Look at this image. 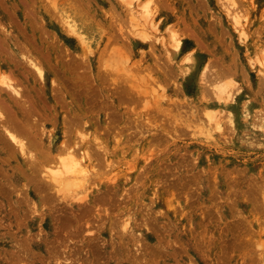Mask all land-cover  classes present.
Returning <instances> with one entry per match:
<instances>
[{
	"label": "rangeland",
	"instance_id": "obj_1",
	"mask_svg": "<svg viewBox=\"0 0 264 264\" xmlns=\"http://www.w3.org/2000/svg\"><path fill=\"white\" fill-rule=\"evenodd\" d=\"M0 7V264H264V0ZM65 140L101 152L66 189L42 168Z\"/></svg>",
	"mask_w": 264,
	"mask_h": 264
},
{
	"label": "bare ground",
	"instance_id": "obj_2",
	"mask_svg": "<svg viewBox=\"0 0 264 264\" xmlns=\"http://www.w3.org/2000/svg\"><path fill=\"white\" fill-rule=\"evenodd\" d=\"M147 1H148V0H147ZM151 1H152V0H151ZM42 3H43V2H42ZM141 3H142V2H141ZM148 4L150 5V2H148ZM148 4H147V5H148ZM149 5H148V6H149ZM148 6H147V7H148ZM144 7H145V4H144ZM0 8H1V7H0ZM11 8H12V6H11ZM145 8H146V7H145ZM226 8H227L226 10L229 12L228 14H230V15L234 18V21H235V16L237 15V14H236V13H237L236 8H234V9H232V10H230V8H228V7H226ZM2 10H3V8H2ZM151 10H152V9H151ZM151 10H150V11H151ZM227 11H226V12H227ZM5 12H6V11H5ZM2 13H3V12H2ZM6 13H7V12H6ZM9 14H10V13H9ZM18 14H19V13H18ZM0 15H1V13H0ZM230 15H229V16H230ZM7 16H8V15H7ZM18 16H19V15H18ZM146 16H147V15H146ZM5 17H6V16H5ZM8 17H10V16H8ZM96 18H97V17H96ZM145 18H147V17H145ZM6 19H7V17H6ZM10 19H11V18H10ZM61 20L64 21V24L67 26V28H68L70 31H72V32H74V33H75V32H80V28H79V30H78V28L76 27V25H74L70 19H67V18H65V17H62ZM6 21H7V20H6ZM10 21H11V20H10ZM63 21H62V22H63ZM13 22H14V21H13ZM7 24H8V23H7ZM29 27H30V25H29ZM8 28H9V27H8ZM8 28H7V29H8ZM3 30H4V29H3ZM17 31H18V30H17ZM31 31H32V30H31ZM15 32H16V31H15ZM1 34H2V33H1ZM21 34H22V33H21ZM23 35H24V34H23ZM31 35H32V33H31ZM2 37H3V35H2ZM2 37H1V38H2ZM24 37H25V36H24ZM3 38H6V37H3ZM12 38H13V37H12ZM21 39H22V38H21ZM38 39H39V38H38ZM6 40H7V39H6ZM22 40H23V39H22ZM28 40H29V39H28ZM16 41H17V40H16ZM29 41H30V40H29ZM3 42H5V41H3ZM13 42H14V41H13ZM24 42H25V41H24ZM11 43H12V42H11ZM19 43H20V41H19ZM30 43H31V41H30ZM82 43H83V42H82ZM178 43H179V40L176 41V47L178 46V45H177ZM4 44H6V43H4ZM26 44H27V43H26ZM31 44H32V43H31ZM19 46H20V45H19ZM32 46H33V44H32ZM22 47H23V46H22ZM22 47H21V48H22ZM7 48H8V47H7ZM21 48H20V49H21ZM32 48H33V47H32ZM177 48H178V47H177ZM33 49H34V48H33ZM12 50H13V49H12ZM173 50H174V49H173ZM173 50H172V51H173ZM19 51H20V50H19ZM10 52H11V50H10ZM8 53H9V52H8ZM19 53H20V52H19ZM174 53H175V52H174ZM16 54H17V53H16ZM24 54H26V52H25ZM32 54H33V53H32ZM4 55H5V54H4ZM9 56H10V54H9ZM40 56H41V55H40ZM43 56H44V55H43ZM43 56H42V60H43ZM37 57H38V56H37ZM56 57H57V56H56ZM39 58H40V57H39ZM52 58H53V57H52ZM8 59H9V58H8ZM8 59H7V60H8ZM46 59H47V58H46ZM13 60H14V59H13ZM51 61H52V60H51ZM14 62H15V61H14ZM25 62H26V61H25ZM15 63H16V62H15ZM15 63H14V64H15ZM45 63H46V62H45ZM3 65H4V64H3ZM46 65H47V64H46ZM70 65H71V64H70ZM37 66H38V65H37ZM50 66H51V65H50ZM35 67H36V66H35ZM48 68H49V67H48ZM48 68H47V69H48ZM68 68H69V67H68ZM3 69H4V68H3ZM10 69H11V68H10ZM16 70H17V69H16ZM37 71H38V75H39L40 77H43L42 71H41L39 68H37ZM6 74H9V73H6ZM6 74H5V75H6ZM55 74H56V73H55ZM20 75H21V74H20ZM22 75H23V74H22ZM36 75H37V74H36ZM44 76H45V74H44ZM47 76H48V75H47ZM31 77H32V76H31ZM61 77H62V76H61ZM6 78H8L7 75H6ZM6 78H4V77L1 78V82L3 83V85H1V86H4V88H5L3 91H5L7 88H9V89L11 90V92L9 91V89H7V90H8V91L10 92V94H11V99H12V96H13L14 94H17V96L19 97L20 94H18V93H20V92L17 90V89H18L17 85L15 86L16 83H15L14 86H13V84L10 83L11 80L8 82V81L6 80ZM10 78H11V77H9V79H10ZM32 78H33V77H32ZM9 79H8V80H9ZM18 79H19V77H18ZM59 79H60V78H59ZM12 80H13V79H12ZM52 80H53V79H52ZM62 80H63V79H62ZM14 81H15V80H14ZM32 81H33V80H32ZM50 81H51V80H50ZM12 82H13V81H12ZM15 82H17V81H15ZM20 82H21V81H20ZM25 82H26V81H25ZM51 82H52V81H51ZM13 83H14V82H13ZM23 83H24V82H23ZM28 83H29V82H28ZM40 83H41V82H40ZM52 83H53V85H54V82H52ZM62 83H63V82H62ZM24 84H25V83H24ZM40 85H41V84H40ZM53 85H52V86H53ZM1 86H0V87H1ZM5 86H6V87H5ZM50 86H51V85H50ZM52 86H51V87H52ZM15 87H17V88H15ZM19 87H20V86H19ZM21 87H22V86H21ZM24 87H25V85H24ZM28 87H29V86H28ZM32 87H33V86H32ZM38 87H39V86H38ZM54 87H56V85H54ZM63 87H64V85H63ZM30 88H31V87H30ZM35 88H36V87H35ZM22 89H23V88H22ZM64 89H66V88H64ZM7 90H6V91H7ZM19 90H21V89H19ZM26 90H27V89H26ZM39 90H40V89H39ZM57 90H58V89H57ZM68 90H69V89H68ZM6 91H5L4 93H6ZM24 91H25V90H24ZM24 91H23V92H24ZM31 91H32V90H31ZM40 91H41V90H40ZM52 91H54V90H52ZM21 93H22V91H21ZM32 93H33V92H32ZM54 93H55V91H54ZM54 93L52 92L51 94H54ZM12 94H13V95H12ZM33 94H34V93H33ZM36 94H37V93H36ZM70 94H71V93H70ZM75 94H76V93H75ZM117 94H118V93H117ZM6 95H7V94H6ZM22 95H23V94H22ZM45 95H46V94H45ZM54 95H55V94H54ZM57 95H59V94H57ZM119 95L121 96L122 94L119 93ZM8 96H9V95H8ZM17 96H16V95L13 96V97H14V101H15V99L18 100V97H17ZM29 96H30V95H29ZM37 96H38V95H37ZM72 96H73V95H72ZM116 96H117V98H118V95H116ZM116 96H115V97H116ZM0 97L2 98L3 96L1 95ZM9 97H10V96H9ZM16 97H17V98H16ZM20 97H21V96H20ZM22 97H23V96H22ZM25 97H26V96H25ZM35 97H36V96H35ZM62 97H63V96H62ZM74 97H75V96H74ZM121 97H123V96H121ZM121 97H120V98H121ZM57 98H58V97H57ZM26 99H27V98H26ZM0 100H1V99H0ZM12 100H13V99H12ZM22 100H23V99H22ZM77 100H78V99H77ZM25 101H26V100H25ZM36 101H37V99H36ZM57 101H58V100H57ZM19 102H20V101H18L17 103H19ZM26 102H27V101H26ZM77 102H78V101H77ZM1 103H2V102H0V104H1ZM23 103L25 104V102H23ZM23 103H22V106H24ZM28 103H29V101H28ZM40 103H41V101H40ZM43 103H44V102H43ZM19 104H21V102H20ZM38 104H39V103H38ZM44 104H45V103H44ZM49 104H51V103H49ZM3 105L5 106V108L8 109L7 105H5L4 103H2V105H0V108H1V106H3ZM9 105H10V104H9ZM27 106H29V104H27ZM40 106H41V105H40ZM59 106H61V105L59 104ZM59 106H58V107H59ZM76 107H77V106H76ZM84 107H85V106H84ZM118 107H119V106H118ZM3 108H4V107H3ZM20 108H21V106H20ZM20 108H19V109H20ZM42 108H43V107H42ZM21 109H24V108H21ZM28 109H29V108H25V111L28 110ZM46 109H47V108H46ZM83 109H84V108H83ZM48 110H49V109H48ZM123 110H124V109H123ZM3 111H4V110H3ZM3 111H2V112H3ZM5 111H6V110H5ZM8 111H10V110L8 109ZM13 111H14V110H13ZM22 111L25 112L24 110H22ZM30 111H32V113H33V110H30ZM40 111H42V110H40ZM121 111H122V110H121ZM26 112H27V111H26ZM42 112H43V111H42ZM85 112H86V111H85ZM0 113H1V110H0ZM6 113H8V112H6ZM6 113H3V114H5L4 116H6ZM28 113H29V111H28ZM43 113H44V112H43ZM45 113H46V112H45ZM13 114H14V113H13ZM9 115H10V114H9ZM17 115H18V114H17ZM30 115L33 116V114H30ZM43 115H45V114H43ZM62 115H63V114H62ZM1 116H2V115H0V119L2 120ZM21 116H22V115H21ZM24 116H25V115H24ZM53 116H54V115H53ZM66 116H69V114L66 115ZM82 116H83V115H82ZM247 116H248V115H247ZM13 117H14V116H13ZM13 117H12V118H13ZM18 117H19V116H18ZM26 117H27V115H26ZM62 117L64 118V115H63ZM20 118H21V117H20ZM40 118H41V117H40ZM63 118H62V119H63ZM24 119H26V118H24ZM29 119L31 120L32 118L30 117ZM33 119H35V118L33 117ZM36 119H37V118H36ZM58 119H59V118H58ZM4 120H5V119H4ZM6 120H7V118H6ZM16 120H17V119L15 118V120H10L9 122H8V120H7V122L13 125L14 122H12V121H16ZM40 120H42V119H40ZM73 120H74V119L72 118L71 123L73 122ZM62 121H63V124L66 123V122H64L65 120H62ZM76 121H78V120H76ZM100 121H101V120H100ZM17 122H18V121H17ZM22 122H23V121H22ZM30 122L32 123V120H31ZM33 122H34V120H33ZM68 122H69V121H68ZM74 122H75V121H74ZM74 122H73V125H74ZM83 122H84V121H83ZM93 122H94V121H93ZM1 123H2V122H1ZM1 123H0V125L2 126L3 123H2V124H1ZM15 123H16V122H15ZM23 123H25V120H24ZM31 123H30L29 125L26 124L27 127L30 126ZM77 123H78V122H77ZM77 123H75V124H77ZM16 124H18V123H16ZM34 124H35V122H34ZM34 124H33V126H34ZM35 125H36V124H35ZM51 125H52V124H51ZM59 125H60V122H59ZM65 125H67V123L63 125L64 128H65ZM13 126H14V125H13ZM13 126H12V127H13ZM18 126L20 127V125H17V126H16V129H17V130L19 129V128H17ZM37 126H38V125H37ZM37 126H35V127H37ZM63 126H62V127H63ZM68 126L71 127L70 125H68ZM75 126H76V125H75ZM4 127L7 128V126H4ZM4 127L2 128L3 130L5 129ZM10 127H11V126H10ZM12 127H11V128H9V127L7 128V129H9L10 132L7 131L6 129H5L4 131H7L6 135H7V134L9 135L10 138L7 137V138L9 139V141H10V139H11V142H12V141H13V142L16 141V143H17V136H18V135H17V136H16V135L14 136V134H16V133L14 132V134H13V133H12V132H13L12 130H14L15 127H13V129H12ZM21 127H22V126H21ZM24 127H25V125H24ZM31 127H32V126H31ZM35 127H34V128H35ZM252 127H253V126H252ZM67 128H68V127H67ZM67 128H66V129H67ZM250 128H251V127H250ZM10 129H11V130H10ZM21 129H22V128H21ZM23 129H25V128H23ZM35 129H36V128H35ZM50 129H51V128H50ZM252 129H253V128H252ZM19 131H20V129H19ZM25 131H26V129H25ZM65 131H66V130H65ZM16 132H18V131H16ZM27 132H28V136L30 137V135H29L30 132H29L28 130H27ZM35 132H36V131H35ZM47 132H48V131H47ZM32 133H33V132H32ZM39 133H40V132H39ZM41 133H42V132H41ZM41 133H40V135H41ZM48 133H49V132H48ZM64 133H65V132H64ZM81 133H82V132H81ZM87 133H88V131H87ZM140 133H141V132H140ZM52 134H53V133H52ZM8 135H7V136H8ZM32 135H33V134H32ZM32 135H31V136H32ZM63 135H64V137H65V134H63ZM83 135H84V134L82 133V134L79 136V137H80V138H79V141H80V139H81V137H82ZM25 136H27V135H25ZM86 136H87V135H86ZM86 136H85V137H86ZM0 137H1V136H0ZM23 137H24V136H23ZM29 137H28V139H29ZM48 137H49V136H48ZM64 137H63V138H64ZM94 137H95V136H94ZM94 137H92V139H94ZM18 138H19V137H18ZM25 138H27V137H25ZM25 138H24V139H25ZM38 138H39V137H38ZM57 138H58V137H57ZM82 138H84V136H83ZM86 138H87V137H86ZM147 138H148V137H147ZM8 139H5V140H7L6 143L8 142ZM19 139H20V138H19ZM48 139H49V138H48ZM64 139H65V138H64ZM3 140H4V139H3ZM5 140H4V141H5ZM36 140H37V139H36ZM36 140H34V142H36ZM38 140H39V139H38ZM62 140H63V139H61V142H62ZM19 141H20V140H19ZM19 141H18V142H19ZM23 141H24V140H23ZM26 141H27V140H26ZM49 141H50V140H49ZM49 141H48V142H49ZM79 141H78L77 143H76V142L73 143V145H75V144L78 145V144H79ZM82 141H83V139H81L80 143H81ZM93 141H94V143H96V142H95V139H94ZM93 141H92V143H93ZM13 142H12V143H13ZM21 142H22V140H21ZM21 142H19V143L21 144L22 147H20V144L18 143L17 146H18V145H19V146H18L17 149L21 148V149H24V151H25V148H23V147H25L24 144H25L26 142H25L24 144H22ZM39 142H40V141H39ZM63 142H64V141H63ZM66 142H67V141L65 140L64 144L62 143V145H63L64 147H65V143H66ZM86 142H87V141H86ZM9 143H10V142H9ZM9 143H8V144H9ZM12 143H10V144H12ZM49 143H50V142H49ZM59 143H60V142H59ZM98 143H99V142H98ZM13 144H14V143H13ZM27 144H28V142H27ZM66 144H68V143H66ZM88 144H89V143H88ZM28 145L30 146L31 143H29ZM50 145H51V144H50ZM79 145H80V144H79ZM79 145H78V146H79ZM86 145H87V144H86ZM90 145H91V144H90ZM90 145H89V147H90ZM14 146H16V145H14ZM37 146H38V145H37ZM59 146H60V148L62 147L61 145H59ZM80 146H81V145H80ZM91 146L93 147V145H91ZM102 146H104V145H102ZM33 147H34V146H33V143H32V145L30 146V148L34 150L35 147H34V148H33ZM39 147H40V145H39ZM64 147H62V150H63V151L66 149V147H65V148H64ZM92 147H90V148L87 147V148H88L89 150L94 149V151H92V152H94L96 156H97V154L101 153V152H96V151H98V149L95 150V148H92ZM60 148H59V149H60ZM63 148H64V149H63ZM69 148H71V149L74 148V149H73V152H78V151L76 150L78 147L75 148L74 146H73V147L70 146V147H68V149H66V150L64 151V152L68 151V152H67L68 154H66V153L64 154L63 152L59 151V149H58V152L63 153V155H62V156H59L60 153H59V154L57 153V154H56V157H57V156H59V157H57V160H56V158H55V162H53V159H52L53 157H52L51 155H48L47 157H49V160H47L45 157H44V158L47 160V162H49V166H50V167H49L48 164H46V163H45V164L47 165L48 168H47V167H42V166H41L42 168L47 169V171L49 170L48 172H49V174H50V176H49L50 179H49V178H48V179L51 180V181H53L55 184H57V185H55V186L62 185V187H63V185H64V187H63L64 189H66V186H65V185H68V186L71 185L70 188H73L74 185H75V182H76L77 185L79 184L78 186H80L81 182L86 181V179H87L88 176L90 175V174H88V171H89V165H88L87 162H83V161H82L83 156H81L82 154L87 155L88 152H86V150L84 149L83 153L81 154V151H79L81 155L79 156L80 158H77V156H76L77 154H76V153L73 154V153L71 152L72 150H70ZM85 148H86V147H85ZM21 149H19V150H21ZM26 149H27V148H26ZM39 149H40V148H39ZM88 149H87V151H88ZM19 150H18V151H19ZM27 150H28V149H27ZM27 150H26V151H27ZM48 150H49V148H48ZM38 151L42 152L41 150H38ZM101 151H102V150H101ZM105 151H106V149H105ZM20 152H22V150H21ZM20 152H19V153H20ZM27 152H28V151H27ZM27 152H26V154H27L28 156L25 155L24 152H23L22 157H23L24 155H25L26 157H29V155H30V157H31L32 154H28ZM92 152H91V154L94 155ZM29 153H31V152H29ZM44 153H46V150H45V152H42L41 155L44 154ZM89 153H90V151H89ZM89 153H88V154H89ZM33 154H34V153H33ZM91 154H89L90 157H92ZM46 155H47V153H46ZM65 155H66V156H65ZM95 155H94V162H93L94 164L91 165V167H92L93 169H94L95 164L97 163V161H99V160L95 161V160L97 159V158L95 159ZM101 155H102V154H101ZM25 156H24V158L27 159ZM33 156H34V155H33ZM36 156H37V155H36ZM36 156H34V157H36ZM50 156H51V157H50ZM34 157H33V158H34ZM85 157L88 158V160L90 159V157H87V156H85ZM97 157H98V156H97ZM100 157H101V156H100ZM24 158H23V160H25ZM50 158H51L52 160H51ZM102 158L105 159L104 156H103ZM42 159H43V158H42ZM98 159H99V158H98ZM50 160H51V162H50ZM88 160H87V161H88ZM27 161H28L29 163L31 162V160H28V159H27ZM89 161H90V160H89ZM32 162H33V161H32ZM40 162H41V161H40ZM29 163H27V164L29 165ZM33 163H34V162H33ZM33 163H32L31 165H33ZM35 163L38 164V159H37V162H35ZM98 163H99V162H98ZM37 164H35V166H36ZM24 165H25V162H24ZM39 165H41V164L39 163ZM39 165H38V166H39ZM98 165H99V164H98ZM93 166H94V167H93ZM31 167H32V166H31ZM97 167H98V166H97V164H96V168H97ZM142 167H144V166H142ZM37 168H38V167H37ZM92 168H90V171H91ZM96 168H95V169H96ZM10 169H11V168H10ZM95 169H94V170H95ZM18 170H19V169H18ZM96 170H98V168H97ZM31 172H32V171H31ZM35 172H36V171H34V173H35ZM38 172H39V171H38ZM40 172H41V171H40ZM40 172H39V173H40ZM39 173H38V174H39ZM45 173H46V172H45ZM92 173H93V172H92ZM43 174H44V173H43ZM96 174H97V173H96ZM45 175H46V174H45ZM140 175H142V174H140ZM147 175H148V174H147ZM91 176H92V175H91ZM47 177H48V176H47ZM47 177L44 176V178H46V179H47ZM51 177H52V178H51ZM96 177H97V176H96ZM136 177H138V176H136ZM139 177H140V176H139ZM146 177H147V176H146ZM13 178H14V177H13ZM34 178H36V176H34ZM15 179H16V178H15ZM42 179H43V178H42ZM34 180H35V179H34ZM95 180H96V179H95ZM42 181H43V180H42ZM147 181H148V180H147ZM93 182H94V181H93ZM158 182H159V181H158ZM72 183H73V185H72ZM90 183H91V182H90ZM135 183H136V182H135ZM154 183H155V182H154ZM37 184H38V183H37ZM42 185H43V183H42ZM42 185H41V186H42ZM77 185H75V187H77ZM41 186H40V187H41ZM47 186H48V185H47ZM47 186H46V188H47ZM68 186H67V187H68ZM83 186H84V185H83ZM86 186H87V185H86ZM52 187H53V186H52ZM49 188H51V187H49ZM60 188H61V187H59L58 191L60 190ZM43 189H44V188H43ZM47 189H48V188H47ZM61 190H62V188H61ZM44 191H46V190H44ZM56 191H57V190H56ZM47 192H48V191H47ZM49 192H50V191H49ZM49 192H48V193H49ZM61 192L64 193V192H66V191L64 190V191H61ZM59 193H60V191H59ZM171 193H173V192H171ZM64 194H65V193H64ZM152 194H153V193H152ZM61 195H62V194H61ZM170 195H171V194H170ZM170 195H169V196H170ZM46 196H47V195H46ZM46 196H45V197H46ZM162 196H163V195H162ZM169 196H167V197L165 196V197H166V198H170V197H172V196H170V197H169ZM106 197H107V196H106ZM46 198H47V197H46ZM47 199H48V198H47ZM49 200H50V199H49ZM51 200H52V199H51ZM55 200H56V199H55ZM92 200H93V199H92ZM99 200H100V199H99ZM46 201H47V200H46ZM95 201H96V200H95ZM100 201H101V200H100ZM93 202H94V201H93ZM97 202H98V200H97ZM98 203H99V202H98ZM162 203H163V202H162ZM150 205H151V204H150ZM115 206H116V205H115ZM64 207H65V206H64ZM95 207H96V206H95ZM162 208H164V207H162ZM93 209H94V208H93ZM86 210H87V209H86ZM105 211H106V210H105ZM108 212H109V211H108ZM174 212H175V211H174ZM173 214H174V213H173ZM97 215H98V214H97ZM4 216H5V215H4ZM0 218H1V217H0ZM8 218H9V217H8ZM1 219H2V218H1ZM3 220H4V219H3ZM6 220H7V219H6ZM122 221H123V220H122ZM125 221H127L126 223L129 222L128 219L125 220ZM140 222H141V221H140ZM141 223H142V222H141ZM127 225H128V224H127ZM181 225H183V224H181ZM185 228H186V227H185ZM189 232H190V231H189ZM187 233H188V232H187ZM120 236H121V235H120ZM121 237H122V236H121ZM185 237H186V236H185ZM186 239H187V238H186ZM118 240H119V239H118ZM121 240H122V239H121ZM121 243H122V242H121ZM191 245H192V244H191ZM133 246H134V245H133ZM137 246H138V245H137ZM193 246H194V245H193ZM122 247H123V246H122ZM130 248H131V247H130ZM111 249H112V248H111ZM122 250H123V249H122ZM130 252H131V251H130ZM132 252H133V250H132ZM137 253H138V251H137ZM141 253H142V252H140V254H141ZM212 253H213V251H212ZM123 254H124V253H123ZM130 254H131V253H130ZM92 256H93V255H92ZM133 256H134V255H133ZM117 257H118V256H117ZM134 257H135V256H134ZM130 258H131V256H130ZM138 258H139V257H138ZM139 259H140V258H139ZM126 260H127V259H126ZM123 261H124V260H123ZM139 261H140V260H139ZM134 262H136V260H135ZM141 262H142V261H141ZM136 264H137V263H136Z\"/></svg>",
	"mask_w": 264,
	"mask_h": 264
}]
</instances>
